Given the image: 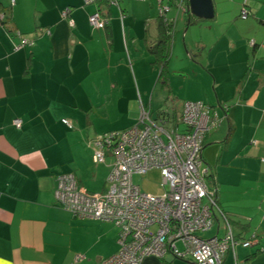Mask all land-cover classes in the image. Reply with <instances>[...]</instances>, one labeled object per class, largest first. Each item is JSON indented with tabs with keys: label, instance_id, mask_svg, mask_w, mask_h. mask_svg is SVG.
Returning a JSON list of instances; mask_svg holds the SVG:
<instances>
[{
	"label": "crops",
	"instance_id": "obj_1",
	"mask_svg": "<svg viewBox=\"0 0 264 264\" xmlns=\"http://www.w3.org/2000/svg\"><path fill=\"white\" fill-rule=\"evenodd\" d=\"M115 1L0 0V264H101L118 251L114 225L57 205L56 176L71 173L84 190L103 192L112 158L95 164L88 141L133 126L140 103L156 115L174 84L182 97L164 108L169 118L179 123L185 101L214 108L223 121L205 137L204 165L217 187L241 184L249 195L238 209L217 189L229 227L214 215L198 236L222 238L230 230L238 240L254 238L235 247L236 261L264 264V0H212L213 18L196 22L184 10L188 1L172 4L168 87L148 51L158 35L156 1ZM244 6L250 15L243 20ZM96 10L108 19L104 29L88 24ZM22 39L33 44L17 48ZM141 264L194 263L168 253ZM222 264H234L232 249Z\"/></svg>",
	"mask_w": 264,
	"mask_h": 264
},
{
	"label": "built area",
	"instance_id": "obj_2",
	"mask_svg": "<svg viewBox=\"0 0 264 264\" xmlns=\"http://www.w3.org/2000/svg\"><path fill=\"white\" fill-rule=\"evenodd\" d=\"M82 1L91 5L98 0ZM155 1L160 16L177 2ZM110 4L116 1L111 0ZM184 10L189 11L187 7ZM68 12L65 9L62 17L66 18ZM249 14L246 7L240 11L242 19ZM68 23L73 26L71 20ZM88 23L101 30L108 19L96 10L88 16ZM32 44L33 41L22 39L17 48ZM222 120L214 108L202 101L183 102L177 125L167 111L153 118L151 110L140 103L133 126L88 141L95 164H103L108 156L112 158L106 190L98 194L88 192L71 173L56 176L57 205L72 217L94 218L119 230L118 251L101 264H141L147 256L162 259L168 253L177 259H190L194 264H222L229 249L233 251L234 264H238L235 247L255 244L254 238L236 239L230 230L222 238L198 236L213 226L218 212L214 190L204 181L207 170L201 168V163L205 137ZM62 123L71 128L67 120ZM20 124L19 119L14 120L17 128ZM151 170H157L161 177L159 195L146 193L133 182L134 175ZM82 259L78 255L74 260Z\"/></svg>",
	"mask_w": 264,
	"mask_h": 264
},
{
	"label": "trees",
	"instance_id": "obj_3",
	"mask_svg": "<svg viewBox=\"0 0 264 264\" xmlns=\"http://www.w3.org/2000/svg\"><path fill=\"white\" fill-rule=\"evenodd\" d=\"M99 1L100 0H98L96 3H98ZM110 1L111 0H108L109 3H110ZM177 1H180V0H177ZM183 1H187V0H183ZM186 13L189 15V21L190 22H192L193 20H194L193 22H196L197 21V19L194 16H192L191 14H189V11L188 10H186ZM167 15H168V12L165 13L164 16L158 15V26H157L158 27V35H157V40H156V42H154L153 45H150L148 47V51L152 55V64L155 65V66H157V68H158V82L163 87H168V82H169L168 65H169V60H170V56H171V48H172L173 34H174V23H172V20H170L167 17ZM3 17H4V15H3ZM239 18L242 19L240 17V13H239ZM251 42H252V44H251ZM249 45L251 47H253V48L256 47V43L253 42V41H249ZM209 107H211V106H209ZM220 108H222L223 111L226 109L225 106L224 107H221L220 106ZM163 111L166 112V109H163V108L159 109V111H157V114L156 115H161V114L164 115L165 112H163ZM167 115H169L168 112H167ZM211 130H213V129H211ZM203 147H204V145H203ZM201 168L202 169L205 168L207 170V173L204 174V181H205V183L207 184V186L210 189L214 190V193H215V196H216V203H217V208H218L217 211L218 212H215V215H217L218 217L222 218L224 220L226 226L229 227L228 215L225 214V212L221 208V206L219 204V201H218V198H217V189H216L215 178L213 177V175L209 171V169L204 165L203 158H202Z\"/></svg>",
	"mask_w": 264,
	"mask_h": 264
},
{
	"label": "rangeland",
	"instance_id": "obj_4",
	"mask_svg": "<svg viewBox=\"0 0 264 264\" xmlns=\"http://www.w3.org/2000/svg\"><path fill=\"white\" fill-rule=\"evenodd\" d=\"M188 60L191 62V60L189 58H188ZM173 62L176 63L177 61L174 59ZM181 62L182 61L178 60L177 63L180 64ZM155 72H156V75H157V71L156 70H155ZM174 86H175V88L173 90V93H172L170 99H168L166 101L167 103L165 104V106L162 107L163 109L164 108H167L168 110L171 109L170 104L172 102H174L176 98H181L182 97L181 96L182 94L180 93V91H181V87L180 86L181 85L174 84ZM159 87L160 86L158 84L157 85V89H160ZM162 93L163 92H161V94ZM163 101H164V99L162 98L161 99V104H159L158 106L162 105ZM155 117H156V115L154 113L153 114V118H155ZM119 130H121V129H119ZM106 180H107V178H106ZM133 182H134L135 185H138L142 191H144L146 193L159 194L162 191V189L160 187L161 177H160V174H159V172L157 170H151V171L147 172L144 175H134L133 176ZM244 185H246V184H244ZM239 186L240 187H238V188H236V187H229L228 188L226 186L217 187V183H216V189H218V196L222 195L223 199L227 200V202L229 204H232V205L236 204L235 206L238 209H243V208L240 207V203L239 202L241 201V198L246 197L247 194L242 192L241 184ZM241 192L243 194H241ZM94 193L98 194V193H101V192H94ZM247 196H249V195H247ZM241 204H244V203H241ZM263 212H264V204L262 205V213H261V217L260 218H262ZM232 217H233V215H232ZM229 219H231L230 216H229ZM263 221H264V218H263ZM260 225H258V226H260ZM209 235H210V232L204 234L205 237L209 236Z\"/></svg>",
	"mask_w": 264,
	"mask_h": 264
},
{
	"label": "water",
	"instance_id": "obj_5",
	"mask_svg": "<svg viewBox=\"0 0 264 264\" xmlns=\"http://www.w3.org/2000/svg\"><path fill=\"white\" fill-rule=\"evenodd\" d=\"M188 9L199 20H210L214 15L212 0H188Z\"/></svg>",
	"mask_w": 264,
	"mask_h": 264
}]
</instances>
